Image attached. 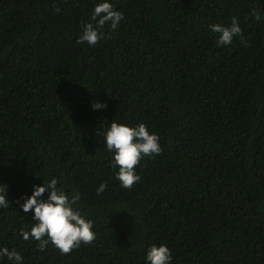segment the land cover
Wrapping results in <instances>:
<instances>
[{"label": "trees", "instance_id": "16d2710c", "mask_svg": "<svg viewBox=\"0 0 264 264\" xmlns=\"http://www.w3.org/2000/svg\"><path fill=\"white\" fill-rule=\"evenodd\" d=\"M111 2L124 20L88 46L94 0H0V247L24 264H145L153 244L173 264H264V0ZM232 17L243 42L217 46L209 25ZM113 120L159 136L131 190L105 150ZM53 176L96 233L63 256L19 236L35 222L16 201Z\"/></svg>", "mask_w": 264, "mask_h": 264}, {"label": "clouds", "instance_id": "9594fccd", "mask_svg": "<svg viewBox=\"0 0 264 264\" xmlns=\"http://www.w3.org/2000/svg\"><path fill=\"white\" fill-rule=\"evenodd\" d=\"M123 20V11L117 10L111 0H94L90 21L82 24L77 43L95 46L105 38L106 25L114 31ZM209 30L218 34L217 46L229 47L237 37L243 42L242 28L236 17H232L229 26L214 23L209 25ZM90 106L94 112L107 107L100 100H93ZM102 135L105 150L111 155L112 167L118 169L115 179L121 188L131 190L141 180L137 165L145 157L158 156L162 151L158 134L151 132L144 123L130 125L113 120ZM8 188L7 184L0 182V209L12 206ZM106 188L105 183H100L96 194L101 195ZM80 199L79 191L67 192L55 176L31 185L30 194L24 193L16 203L23 213H31L35 223L30 229L22 228L19 236L24 241L38 242L40 251L52 244L62 256L82 244H92L96 239L94 221L79 207ZM5 258L9 264H24L23 255L15 248L0 247V264H4ZM173 260L172 251L166 244H153L146 251L145 264H173Z\"/></svg>", "mask_w": 264, "mask_h": 264}]
</instances>
